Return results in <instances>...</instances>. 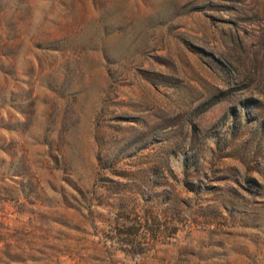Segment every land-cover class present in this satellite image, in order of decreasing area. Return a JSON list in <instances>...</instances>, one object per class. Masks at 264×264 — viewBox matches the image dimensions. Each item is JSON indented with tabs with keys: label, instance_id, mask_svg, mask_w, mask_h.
I'll use <instances>...</instances> for the list:
<instances>
[{
	"label": "rangeland",
	"instance_id": "374dc122",
	"mask_svg": "<svg viewBox=\"0 0 264 264\" xmlns=\"http://www.w3.org/2000/svg\"><path fill=\"white\" fill-rule=\"evenodd\" d=\"M0 264H264V0H0Z\"/></svg>",
	"mask_w": 264,
	"mask_h": 264
},
{
	"label": "trees",
	"instance_id": "16d2710c",
	"mask_svg": "<svg viewBox=\"0 0 264 264\" xmlns=\"http://www.w3.org/2000/svg\"><path fill=\"white\" fill-rule=\"evenodd\" d=\"M131 229H132V227L131 226H128V227H126L124 230H121V231H123V232H125V233H129L130 235H132L131 234ZM133 233V235H135L134 233L135 232H132Z\"/></svg>",
	"mask_w": 264,
	"mask_h": 264
}]
</instances>
